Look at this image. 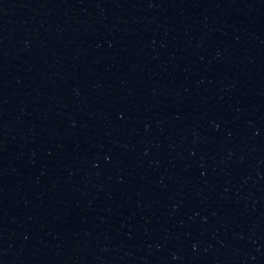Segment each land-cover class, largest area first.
Listing matches in <instances>:
<instances>
[{
  "label": "water",
  "instance_id": "1",
  "mask_svg": "<svg viewBox=\"0 0 264 264\" xmlns=\"http://www.w3.org/2000/svg\"><path fill=\"white\" fill-rule=\"evenodd\" d=\"M0 264H264V0H0Z\"/></svg>",
  "mask_w": 264,
  "mask_h": 264
}]
</instances>
